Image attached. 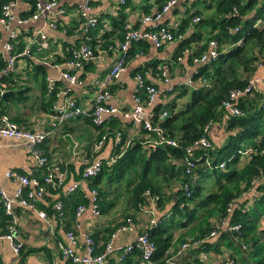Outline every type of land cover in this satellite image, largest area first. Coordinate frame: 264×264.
Returning a JSON list of instances; mask_svg holds the SVG:
<instances>
[{"label":"trees","instance_id":"1","mask_svg":"<svg viewBox=\"0 0 264 264\" xmlns=\"http://www.w3.org/2000/svg\"><path fill=\"white\" fill-rule=\"evenodd\" d=\"M7 1L9 0H0V4ZM24 1L30 5V10L26 12L28 15L36 0ZM193 1L197 2V0ZM202 5L203 7L196 12L190 13L188 9L184 10L186 14L189 13L186 23L193 17H198L199 20L195 23L198 27L208 26V32L203 37L202 33L201 35L195 33L191 37L179 39L177 54L173 61L178 62L176 60L178 57L183 59L185 57L194 66L192 60L207 51V43L210 40L216 42L219 56L194 67L188 79L191 85L185 86L182 81L172 84L170 93L173 94V98L170 103L163 104L160 108H152L149 121L158 127L159 134L144 129L142 125L131 126L117 117H108L99 126L93 125L89 117H84L83 120L99 134L113 130L121 133L118 143L113 144L112 139L106 141L101 150L110 146L111 154L116 155L122 151L113 162L103 164L100 171L89 178L87 187L96 189L99 213L114 207L116 199L109 196L117 192L114 190L109 195L100 186L102 181L107 185L120 181L124 183L125 196L122 198L124 207L128 209H137L139 206L142 209L143 205L148 206L149 200L145 192L153 198L154 209L160 210L165 203L170 204L165 214L157 218L153 224L148 223L146 228L137 233L145 235L154 246L148 261L158 263L165 260L173 232L178 228L185 229L186 234L183 236H190L183 239L180 245L188 240L190 243L200 241L198 245L200 248L214 246L216 249L217 243L210 244L207 240L209 232L216 228L218 231L215 238L224 239L226 246L235 250L236 256L229 255L228 258L231 257V260L238 264H264V227L258 228L262 221L261 216L264 223V213L258 212V208L264 205V89L252 91L248 96L235 100L234 105L240 111L239 116H229L222 108V103L228 100L231 92L245 88L248 77L255 75L256 65H264V0H203ZM161 8L162 5H159L155 10L160 11ZM201 10L211 12L202 18L198 15ZM110 25L109 30L99 33L98 49L113 51L126 31L125 22L119 16L111 18ZM99 27L96 20L95 27L86 33L79 32L81 34L69 47L73 49L85 43L96 53L95 39L90 37L95 30H99ZM172 33L175 36L182 34L179 31ZM23 34L24 31L20 32L18 40L12 45L16 51H20L24 44ZM192 37L194 38L191 40ZM190 40L199 41L198 47L194 50L187 46ZM143 41L140 39L130 44L124 54L125 61L133 55L134 49L142 51L141 48L145 44ZM71 49L66 53V57L71 53ZM183 49H188L189 53L182 55ZM4 63L5 59L0 54V66ZM30 65L34 77L36 74L41 76L44 91L46 67L40 63L30 62ZM150 67L160 76L161 70L156 67V62ZM12 74L13 71H9L0 76L1 89L13 87V80L10 78ZM202 79L206 83L199 85ZM144 83L151 84L145 80ZM23 91L17 90L14 96L7 98L19 99ZM137 96L143 101L144 90L141 89ZM184 96H186L185 100L177 107L176 98ZM162 108L167 111L166 116L157 120ZM222 121L226 132L223 144L216 146L210 141L213 148L195 150L189 158L193 167L188 174H185L183 159L188 157L186 146L200 136L205 125ZM120 124L135 129L139 135L148 136L149 140L142 138L126 140L123 130L117 127ZM159 137L172 138L177 142V146L158 144ZM207 137L210 140L209 135ZM41 147L44 148V143ZM246 148L251 149V153L240 161L239 151ZM221 163L223 167L218 168ZM42 174L40 170L38 175H33L41 178ZM208 174H213L215 179L209 186H205L200 181H204ZM171 185L177 190L170 189ZM170 191L175 194L172 199L167 193ZM61 198L66 210L64 219L70 217L72 222L75 207L78 204H85L87 198L83 195H72L69 199ZM202 215L205 219H199ZM133 221V214L123 215L120 221L110 227L106 239L100 246L93 234H90L93 253L102 250L109 234L118 226L130 227ZM224 223L237 227L236 230L230 231L234 242L226 233L227 230H223ZM66 229L68 228L65 227ZM236 243L246 250L247 262L241 258ZM110 260H112L110 264H144L140 253L134 247L120 259L118 256L109 255L103 264ZM222 264H227L226 258L223 259Z\"/></svg>","mask_w":264,"mask_h":264},{"label":"crops","instance_id":"2","mask_svg":"<svg viewBox=\"0 0 264 264\" xmlns=\"http://www.w3.org/2000/svg\"><path fill=\"white\" fill-rule=\"evenodd\" d=\"M36 1L43 4L48 0ZM202 1L197 0L194 3V1L188 0L186 2V9L190 13L196 12L203 7ZM165 2L166 0H125L123 4H120L119 0H59L51 11L39 14L28 22L27 25L18 24V26L15 20H12L9 28L16 29L19 32L24 31V36L22 37L24 40L41 31L48 38V47L40 51H36L34 47L29 56L18 57L16 59V68L10 77L14 85L11 89L7 88L4 91H12L13 96L17 90L24 91L19 95V99L18 97L7 98V96L5 99L1 98L0 111L2 113L0 115L5 114L13 121L32 130L48 131L50 123L53 120L50 113L52 105H58L62 101L61 97L52 98L47 93V88H49V86L47 87V82L53 85V81L55 86L50 87L51 89H68L67 93L69 97H72L80 106L89 110L92 107L96 85L115 58L114 51L98 49L100 42L99 33L109 30L111 27L110 19L118 16L129 27L138 28L141 16L153 13L159 5H163ZM84 7H87V9ZM58 9H61L63 12L57 13ZM28 10H30V5L26 1L15 0L10 12L15 19L27 18L33 12L32 9L31 13L26 15ZM82 10H84V13L80 15L79 12ZM209 12L211 11L201 10L198 15L203 18ZM188 14L184 12L182 4L178 2L161 15L158 24L165 25L172 32H181V37H184V39L195 35V33H200V35L202 33L203 37L208 32V26L203 25L198 27L191 20L186 23ZM87 18H95L98 21V25H100L99 30H95L90 37L91 39H95L94 46L96 53L92 59L81 61L80 66L75 69L80 83L72 86L59 78V72L64 69L61 62L70 57V53L68 57L65 56L71 49L69 45H72L82 33L79 24ZM51 22H53L54 27L49 25ZM144 27L151 28V25H144ZM5 38L6 32L0 27V54L2 57L3 55L5 56V52L2 49ZM191 40L187 46L191 50H194L198 47L199 41L191 42ZM143 42L145 44L141 48L142 51L134 49L133 55L125 63L124 70L119 74L118 78L108 85V90H110L109 105H114L120 109L132 108V99L137 89L136 74H141L143 80L153 84L159 90H163L164 85L161 83L160 77L150 67L155 62L156 67L160 69L166 65L170 86L179 81H182L184 84L183 81L189 79L191 73L194 71L195 65L190 64L185 57L182 61H173L174 56L177 54V41L167 43L159 48L154 47L151 42ZM30 62L40 63L46 67L44 91L42 89L41 76L36 74L34 77ZM255 75L264 79V68L256 69ZM168 93H170V89H165L157 97L152 105L147 108L148 115L152 113V108H160L163 104L171 102L173 94ZM50 94H52V91ZM185 98L186 96L176 98V106L178 107ZM83 119V116L68 119V122H65L64 126L49 132L43 142L48 158L64 169L69 179L75 178L80 172V155L87 151L91 137L98 133ZM117 127L123 130L126 140L133 138L149 140L148 136L139 135L135 129L124 126V124H120ZM63 132H66V134L61 135ZM208 135L214 145H222L226 136L224 121L212 124ZM67 137L70 138L71 142L65 139ZM101 153L103 156L110 155L111 147L106 146L101 150ZM7 170L22 175H38L41 169H37L33 158L27 153L22 143L0 138V188L7 196L11 197L17 183L5 177ZM170 189L177 190L175 186H172ZM86 190L87 185L83 187V195H86ZM58 192L46 191L41 204H39V208L47 209L45 213L48 216L51 215L52 203L57 199V194L59 197L60 193ZM80 192L77 191L76 194L79 195ZM167 193H169L171 199L175 195L171 191ZM72 195L65 197L69 199ZM247 197L250 198L251 195H247ZM169 206V203H165V206L160 210L154 209L150 204L148 206L143 205L142 209L140 206L137 209H128L124 206V209L122 207L120 209L114 206L109 213L104 215L100 213L101 216L99 215L98 217H94L90 210L86 209L78 219L80 221V229L75 232V252L78 254H82L83 252L82 231H90L100 246L101 242L106 239L110 227L117 221H120L123 215L133 214L134 221L131 223V230L119 232L113 240V248L116 251L111 256H118V259H120L118 252L128 242L133 240L138 231L146 228L148 223L156 221L157 218L165 214ZM261 219L262 221L259 223L258 228L264 227L263 216L260 217ZM63 221L64 225L58 219L52 218L50 220L51 228L49 229L48 225L38 218L34 212H28L21 206L13 205L12 214L7 215L4 213L2 204L0 203V264H69L60 256L55 247L56 239L63 238L65 227L70 228L73 226L70 217L63 219ZM10 225L13 227V240L19 244L17 254L13 252L10 242L3 237L7 226ZM184 234L186 233L183 228L174 230L171 246L167 250L165 257V259L170 260L168 264H222L223 259L229 255L236 256L235 250L225 246L224 239L218 240L215 236L211 237L208 241L210 244L214 243V245L217 243L216 249H214V246L202 249L197 244L189 245L177 253L176 251L179 249L180 242L190 237L183 236ZM239 254L241 255L240 250ZM111 262L112 260L105 264H110Z\"/></svg>","mask_w":264,"mask_h":264},{"label":"built area","instance_id":"3","mask_svg":"<svg viewBox=\"0 0 264 264\" xmlns=\"http://www.w3.org/2000/svg\"><path fill=\"white\" fill-rule=\"evenodd\" d=\"M58 1L59 0H48L43 4H40L36 1L33 6V12L27 16V18L17 19H15L10 12L11 7L14 6L15 0H9L0 4V27L6 32V38L2 44V49L5 52V56L3 55L5 63L0 66V76L7 74L9 71H14L16 68V59L18 57L29 56L34 47L36 51L44 50L48 47L47 36L41 31H38L34 36H31L28 39L26 38L21 50L16 51L12 45L18 40L20 32L16 29H10V22L15 20L17 25H26L39 14L51 11L56 6ZM124 2L125 0H119L120 4H123ZM178 2L182 4V9L185 10L186 2H188V0H166L160 11H154L151 14L141 16L139 18L138 28H131L125 23L126 31L122 39L117 42L115 48L113 49L115 58L105 71L104 75L98 81L94 92L92 107L89 110L80 106L74 101L72 97H69L67 93L68 89H51L50 87L54 85L53 81V85H51L50 82H47V87L49 86V88H47V93L52 98H57V96L61 97L62 101L58 105H52L50 113L53 120L50 123V128L48 131H35L13 121L5 114L0 115V138L11 139L22 143L25 146L27 153L33 158L37 169H41L43 172L41 178H38L35 175H22L10 170L5 172L6 178L17 183L11 197L7 196L0 188V203L2 204L5 214L11 215L12 206L18 205L23 207L28 212H34L38 218L42 219L43 222L48 225L49 229L51 228L50 220L52 218L58 219L59 222L64 225L63 219L66 215V210L64 209L63 200L61 197L72 194L76 196L83 195V187L87 185L89 178L100 171L103 164H109L113 162L114 159L120 156L122 153V151H120L116 155L110 154L108 156H103L101 153V147L109 139H112L111 141L113 144H116L120 141L121 133L119 131L113 130L112 132L103 131L100 134L96 133L95 136L91 137L87 146V151L80 155V172L75 178L69 179L67 172L60 168L57 163L51 161L48 158L44 148L41 147L48 133L61 127L63 123L68 121V119L78 116L89 117L93 125L99 126L104 119L108 117H117L118 119L131 124V126L142 125L144 129L159 134L160 131L158 127L149 121L147 108L152 105V103L165 89L171 90L166 65L160 69L161 73L159 76L161 83L164 85L163 90H159L153 84L146 85L141 74L135 75L137 89L132 99L133 106L131 109H120L114 105H109L108 101L110 98V92L108 90V85L113 80L118 78L119 74L124 70L126 63L124 54L130 44L133 42L141 39L151 42L154 47L159 48L167 43L178 41L182 38L181 34L175 36L168 27L158 24L161 15ZM84 8L87 9V7ZM83 11L84 10L79 12L80 15H83ZM62 12L63 11L61 9H58L57 11V13ZM198 20V17H193L191 21L195 23ZM148 24L151 25V28L144 27V25ZM49 25L54 27L53 22H51ZM95 25V18H87L80 22V31L82 33H86L89 29L94 28ZM207 46V51L203 52L200 56L192 60V63L195 66L210 62L211 60H214L216 57H218L219 53L216 50V42L210 40L207 43ZM71 50L70 57L61 62L64 69L59 72V78L63 81H66L69 85L75 86L80 83L77 73H75V69L80 66L81 61H88L92 59L95 53L93 52V49L85 43H82ZM188 53V49H183L181 52L182 55H187ZM182 59L183 58L178 57L176 60L179 62L182 61ZM256 68H264V65L257 64ZM183 82L185 86L191 85V82L188 79L184 80ZM205 83L206 81L202 79L199 82V85H203ZM141 89L144 90L143 101H141L137 96ZM259 89H264V79H261L256 75L248 77L245 88L231 92L228 96V100H225L222 103V108L229 116H239L240 111L234 105L235 100L239 97H246L252 91H257ZM51 91L52 94H50ZM3 92L4 89L0 88V95ZM166 113L167 111L162 108L158 113L157 120L165 117ZM211 125L212 124L205 125L201 130L200 136L195 139L192 144L186 146L185 150L188 153V157L183 159L185 174H188L193 167V164L191 161H189V158L192 157L195 150H208L213 148L210 140L207 137ZM110 135L112 138H110ZM157 143H165L166 145L173 147L177 146V142L172 138L159 137ZM249 153H251V149L249 148L239 151L240 161H243L245 156H247ZM217 167L222 168L223 163L219 164ZM48 190L56 193L59 191L58 193H60L59 197L57 194V199L52 203V212L50 216L45 213L44 209L39 208V204H41L45 193ZM77 191H81L79 195L76 194ZM85 193L86 195L83 196L87 198L86 203L78 204L75 207L72 216L73 226L63 230V238L56 239L55 247L60 256L69 264H103L105 258L109 255H112V253L116 251L113 248V240L115 236L119 232L131 230V228L126 225L118 226L115 231L109 234L102 250L97 253H93V242L90 236L91 232L82 231L81 237L83 239V252L82 254L76 253L75 232L80 229V221L78 220L79 217L86 209L90 210L94 217H98L100 215L97 205L98 199L96 196V189H88L87 187ZM145 195L149 200V204L153 206V198L150 197L147 192H145ZM154 222L155 221H151L152 224ZM223 226V230H227L229 232L231 230L237 229V227L229 226L225 223ZM217 231L218 230L216 228L212 229L207 236V240L215 236ZM12 233L13 227L11 225L7 226L6 233L3 234V237L10 242L13 252L17 254L19 250V244L14 242ZM197 244H200V241L190 243L188 240L186 243L181 244L176 252L179 253L182 249L187 248L189 245ZM133 247L140 253L144 264H168L170 261L168 259L158 263L148 261L154 246L143 234H136L132 240V243L131 241L128 242L118 252V254H120L119 257L121 258L126 253L130 252ZM226 260L227 264H238L231 260V257H227Z\"/></svg>","mask_w":264,"mask_h":264},{"label":"rangeland","instance_id":"4","mask_svg":"<svg viewBox=\"0 0 264 264\" xmlns=\"http://www.w3.org/2000/svg\"><path fill=\"white\" fill-rule=\"evenodd\" d=\"M200 4V3H199ZM70 121V120H69ZM68 121H66V123H67ZM64 124L65 123H63L62 124V126H64ZM61 126V127H62ZM60 127V128H61ZM63 134H66V132H63L61 135H63ZM64 139V138H63ZM66 140L68 139V141H70V138L69 137H67V138H65ZM71 142V141H70ZM69 142V144H71ZM248 146V145H247ZM219 170H221V169H218V171ZM151 173H152V171H151ZM206 179L203 181V180H201L200 181V183H203L205 186H209L210 185V183L212 182V181H214V179H215V176L213 175V174H208L206 177H205ZM100 186H102V188L103 189H105V191L106 192H108L109 193V195L114 191V190H117V192L116 193H113V194H111L110 196H109V198L111 197V198H115L116 199V202H115V207H117V208H120L121 209V207L123 208V206L125 205L124 204V201H123V198L122 197H124L125 196V193H124V183L123 182H118V183H113V184H110V185H107V184H105L103 181L100 183ZM209 192H212V191H209ZM209 192H207V193H209ZM202 194H204V193H202ZM121 196V197H120ZM111 209L112 208H110L108 211H104V212H102L101 213V215H104V214H107V213H109L110 211H111ZM124 209V208H123ZM200 211H204V210H200ZM258 212L259 213H264V205H262V206H260L259 208H258ZM255 214H257V213H255ZM100 215V216H101ZM201 218H204L205 219V216H200V218L199 219H201ZM176 220V219H175ZM187 233H190L189 231H187ZM225 246H226V244H225ZM169 260V259H168Z\"/></svg>","mask_w":264,"mask_h":264},{"label":"water","instance_id":"5","mask_svg":"<svg viewBox=\"0 0 264 264\" xmlns=\"http://www.w3.org/2000/svg\"><path fill=\"white\" fill-rule=\"evenodd\" d=\"M26 25H27V24H26ZM218 56H219V55H218ZM6 96H13V92L7 90V91H4V92L0 95V97L3 98V99H5ZM226 233L228 234V236L230 237V239L234 242L235 240H234V238L232 237L231 233H230L229 231H226ZM236 246L239 248V250H240V252H241V258H243V260H244L245 262H247V258L245 257V255H246V250H245L244 248H242V246H241L239 243H236Z\"/></svg>","mask_w":264,"mask_h":264}]
</instances>
